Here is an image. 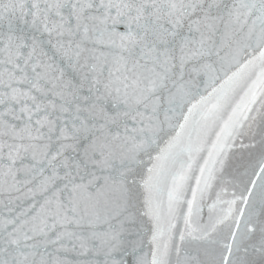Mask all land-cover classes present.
<instances>
[{
    "label": "snow or ice",
    "instance_id": "1",
    "mask_svg": "<svg viewBox=\"0 0 264 264\" xmlns=\"http://www.w3.org/2000/svg\"><path fill=\"white\" fill-rule=\"evenodd\" d=\"M0 264H264V0H0Z\"/></svg>",
    "mask_w": 264,
    "mask_h": 264
}]
</instances>
